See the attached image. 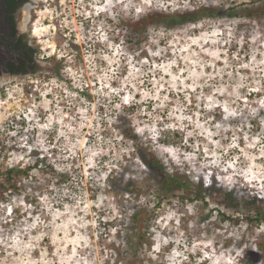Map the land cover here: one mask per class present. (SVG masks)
Returning <instances> with one entry per match:
<instances>
[{
  "label": "rangeland",
  "instance_id": "obj_1",
  "mask_svg": "<svg viewBox=\"0 0 264 264\" xmlns=\"http://www.w3.org/2000/svg\"><path fill=\"white\" fill-rule=\"evenodd\" d=\"M200 4L236 15L134 26ZM26 27L47 71L0 81V169L29 167L0 174V264H123L146 204L140 264H246L264 223L233 226L220 213L246 209L212 194L264 207V0H32ZM146 151L207 203H157Z\"/></svg>",
  "mask_w": 264,
  "mask_h": 264
},
{
  "label": "trees",
  "instance_id": "obj_2",
  "mask_svg": "<svg viewBox=\"0 0 264 264\" xmlns=\"http://www.w3.org/2000/svg\"><path fill=\"white\" fill-rule=\"evenodd\" d=\"M261 6H257V12L261 10ZM226 15L233 17L236 15L234 7H229L226 9H220L212 5L200 4L193 9H187L183 11L175 10H161V11H148L140 19L134 23L136 31L140 32L142 29H146L148 25L161 26L164 28H175L179 25H184L186 23H194L203 18H214L220 15ZM141 162L147 166L152 172V180L160 185L159 191L156 192L157 203L170 195H175L182 199L188 200H199L207 203V197L204 193V188L198 186L192 180L187 178L185 175L178 172H169L165 169L163 162L158 159L153 153L146 151L142 152L140 155ZM29 167L18 165L13 168L0 169V174L5 177V181L11 182L14 177H20L23 174L28 173ZM53 174L58 180L66 175L65 171H58L53 169ZM13 185V183H11ZM132 189L128 188L129 192ZM219 197L221 200L227 202V204L239 205L246 209L244 213H238L235 215L226 214L221 212V218L227 220L233 226H240L243 222L246 226L254 224L255 227L260 226L264 223V207L262 204H257L253 198H243L240 202L234 192L229 190L219 189L212 194V197ZM152 210L148 205H141L137 209H133L130 214V219L132 225L126 239V249L124 253L120 256L123 258V264H140L137 255L138 249L143 246V244H149L148 240L150 238L149 222L152 218ZM243 261L246 264H258L264 258V232L256 238L252 243V246L242 250Z\"/></svg>",
  "mask_w": 264,
  "mask_h": 264
},
{
  "label": "flooded vegetation",
  "instance_id": "obj_3",
  "mask_svg": "<svg viewBox=\"0 0 264 264\" xmlns=\"http://www.w3.org/2000/svg\"><path fill=\"white\" fill-rule=\"evenodd\" d=\"M32 0H0V81L46 72L27 32V10ZM24 15V16H23Z\"/></svg>",
  "mask_w": 264,
  "mask_h": 264
}]
</instances>
